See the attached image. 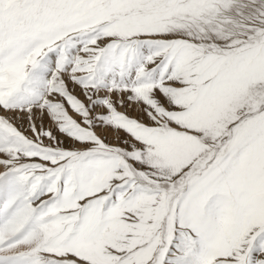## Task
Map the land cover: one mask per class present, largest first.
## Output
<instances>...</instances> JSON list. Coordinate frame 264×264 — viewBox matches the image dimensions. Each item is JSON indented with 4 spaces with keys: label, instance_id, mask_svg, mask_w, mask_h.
Segmentation results:
<instances>
[{
    "label": "snow or ice",
    "instance_id": "snow-or-ice-1",
    "mask_svg": "<svg viewBox=\"0 0 264 264\" xmlns=\"http://www.w3.org/2000/svg\"><path fill=\"white\" fill-rule=\"evenodd\" d=\"M0 264H264V0H0Z\"/></svg>",
    "mask_w": 264,
    "mask_h": 264
}]
</instances>
